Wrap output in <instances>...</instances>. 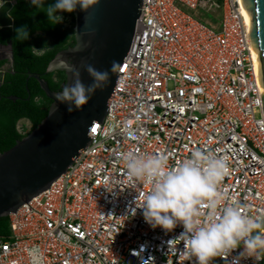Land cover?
Instances as JSON below:
<instances>
[{"label": "built area", "instance_id": "built-area-1", "mask_svg": "<svg viewBox=\"0 0 264 264\" xmlns=\"http://www.w3.org/2000/svg\"><path fill=\"white\" fill-rule=\"evenodd\" d=\"M247 12L243 0H143L105 118L67 171L8 215L0 264H30L34 246L42 264H198L182 223L146 222L137 205L151 185L127 175L128 151L169 167L212 151L229 167L226 203L264 217V88ZM244 251L209 264H264Z\"/></svg>", "mask_w": 264, "mask_h": 264}, {"label": "water", "instance_id": "water-1", "mask_svg": "<svg viewBox=\"0 0 264 264\" xmlns=\"http://www.w3.org/2000/svg\"><path fill=\"white\" fill-rule=\"evenodd\" d=\"M17 1L0 0V27L13 26L11 11ZM243 2L249 13L251 43L260 56V84L264 88V0ZM142 5L143 0H98L87 11L79 7L74 11L76 44L60 51L46 72L64 70L66 85L73 83L68 68L60 67L65 60L67 66L80 69V79L87 86L93 82L87 65L98 71H109V80L103 90L97 89L80 109L67 111L68 104L56 99L57 93L62 91L51 90L41 74H30L53 102L47 116L33 130L0 153V217L8 216L47 189L67 171L80 150L90 144V128L93 121H102L107 114ZM0 59L14 63L11 42L0 44ZM114 62L115 71H110Z\"/></svg>", "mask_w": 264, "mask_h": 264}, {"label": "clouds", "instance_id": "clouds-1", "mask_svg": "<svg viewBox=\"0 0 264 264\" xmlns=\"http://www.w3.org/2000/svg\"><path fill=\"white\" fill-rule=\"evenodd\" d=\"M37 9L44 10L47 18L57 23L58 12H74L77 7L87 11L98 0H54L45 6V0H29ZM18 38L27 39L26 26L17 30ZM72 73L73 83L63 87L56 99L67 103V111L80 109L97 89L103 90L109 80V71H98L87 65L93 78L90 85L80 79V69L67 66ZM85 64L81 65L84 68ZM110 71H115V62ZM127 175L151 185V191L137 205L153 228L160 226L171 231L182 223L181 234L186 259L195 256L198 264H209L214 257L226 258L241 242L244 253L260 258L264 252V217L242 211L239 203H226L227 196L220 188L229 174L227 162L212 151L197 148L178 165L169 167L164 155H139L128 151L121 156ZM172 244V241H170ZM30 264H42V253L38 247L28 250Z\"/></svg>", "mask_w": 264, "mask_h": 264}, {"label": "trees", "instance_id": "trees-1", "mask_svg": "<svg viewBox=\"0 0 264 264\" xmlns=\"http://www.w3.org/2000/svg\"><path fill=\"white\" fill-rule=\"evenodd\" d=\"M53 2L45 0V6ZM11 14L13 26L0 27V44L11 42L14 52L12 66L4 69L3 66L10 62L0 59V153L28 134L18 128L21 119L29 120L33 130L47 116L52 105L53 100L30 74H41L51 90L62 91L67 83L66 72L46 71L60 51L76 44L74 26L50 21L44 10L35 8L28 0H18ZM70 14L75 20L74 12ZM21 26H26L29 31L27 39L18 38L16 30ZM42 34L44 36H40ZM8 232L9 217H0V234Z\"/></svg>", "mask_w": 264, "mask_h": 264}, {"label": "rangeland", "instance_id": "rangeland-1", "mask_svg": "<svg viewBox=\"0 0 264 264\" xmlns=\"http://www.w3.org/2000/svg\"><path fill=\"white\" fill-rule=\"evenodd\" d=\"M208 17H211L210 14H205ZM58 16L61 17V19L59 20L62 24L64 25H68V26H74L75 27V20L73 18V16L70 13L67 12H60L58 14ZM75 17V16H74ZM40 36H44L43 34ZM18 128L20 129L21 132L23 133H29L32 129V124L29 120L27 119H21L18 122Z\"/></svg>", "mask_w": 264, "mask_h": 264}, {"label": "flooded vegetation", "instance_id": "flooded-vegetation-1", "mask_svg": "<svg viewBox=\"0 0 264 264\" xmlns=\"http://www.w3.org/2000/svg\"><path fill=\"white\" fill-rule=\"evenodd\" d=\"M66 65H67V62L65 60L62 63H60V67H64ZM10 66H12V65L10 63H8V64L4 65L3 68L6 69Z\"/></svg>", "mask_w": 264, "mask_h": 264}, {"label": "bare ground", "instance_id": "bare-ground-1", "mask_svg": "<svg viewBox=\"0 0 264 264\" xmlns=\"http://www.w3.org/2000/svg\"><path fill=\"white\" fill-rule=\"evenodd\" d=\"M248 13V12H247ZM249 14V13H248Z\"/></svg>", "mask_w": 264, "mask_h": 264}]
</instances>
